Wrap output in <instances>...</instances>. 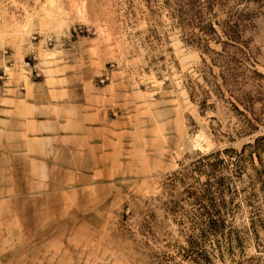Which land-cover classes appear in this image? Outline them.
I'll return each mask as SVG.
<instances>
[{"label": "rangeland", "instance_id": "rangeland-1", "mask_svg": "<svg viewBox=\"0 0 264 264\" xmlns=\"http://www.w3.org/2000/svg\"><path fill=\"white\" fill-rule=\"evenodd\" d=\"M175 2L0 0V264H264L249 148L231 249L178 250L192 163L264 135V0H217L210 35Z\"/></svg>", "mask_w": 264, "mask_h": 264}, {"label": "trees", "instance_id": "trees-1", "mask_svg": "<svg viewBox=\"0 0 264 264\" xmlns=\"http://www.w3.org/2000/svg\"><path fill=\"white\" fill-rule=\"evenodd\" d=\"M173 4L172 15L176 16L181 26L196 25L205 35L216 34L209 18L217 0H178ZM223 24L225 35L230 39L238 40L240 32L238 23L227 20ZM197 40L201 42L203 39ZM246 148L251 149L249 157L255 155L259 164L258 169L254 168L255 176L249 177L250 183L253 186L257 181L264 187V135L255 138L252 144L244 146L241 152H234L233 157L228 156L227 153L230 151L224 149L222 153L229 157V164L225 158H221L219 151L200 154L192 163L193 171L205 176V181L185 191L186 200L191 202V209L188 212L181 211L180 214V225L188 222L189 232L185 245L178 246V250L183 252L182 257L195 256L194 259L203 258L208 262V258L202 257L203 254L198 251H206L202 244L210 239L216 243L218 251H221V241L225 243L227 251L231 249V234L234 230L227 219H233L234 211L239 205L236 199L240 198V195L234 183L243 173L242 163L246 158ZM251 196L256 197L254 193ZM181 208L175 202L170 211L177 214Z\"/></svg>", "mask_w": 264, "mask_h": 264}]
</instances>
